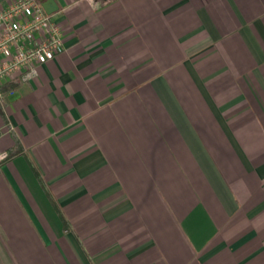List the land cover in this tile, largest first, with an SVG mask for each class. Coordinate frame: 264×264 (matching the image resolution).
<instances>
[{"label":"crops","instance_id":"crops-1","mask_svg":"<svg viewBox=\"0 0 264 264\" xmlns=\"http://www.w3.org/2000/svg\"><path fill=\"white\" fill-rule=\"evenodd\" d=\"M53 1L65 51L0 105V264H264V0Z\"/></svg>","mask_w":264,"mask_h":264},{"label":"built area","instance_id":"built-area-1","mask_svg":"<svg viewBox=\"0 0 264 264\" xmlns=\"http://www.w3.org/2000/svg\"><path fill=\"white\" fill-rule=\"evenodd\" d=\"M42 0H12L0 5V105L7 95L5 86L28 83L38 76V68L65 51L61 26L47 14ZM8 129L7 132H10ZM1 139V134H0ZM10 155L0 149V166Z\"/></svg>","mask_w":264,"mask_h":264},{"label":"water","instance_id":"water-1","mask_svg":"<svg viewBox=\"0 0 264 264\" xmlns=\"http://www.w3.org/2000/svg\"><path fill=\"white\" fill-rule=\"evenodd\" d=\"M43 7L49 15L53 14L58 9L53 0H49L48 2L44 3Z\"/></svg>","mask_w":264,"mask_h":264}]
</instances>
